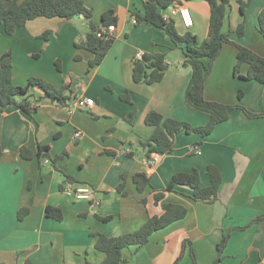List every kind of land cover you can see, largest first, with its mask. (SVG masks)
Here are the masks:
<instances>
[{
	"label": "crops",
	"instance_id": "obj_1",
	"mask_svg": "<svg viewBox=\"0 0 264 264\" xmlns=\"http://www.w3.org/2000/svg\"><path fill=\"white\" fill-rule=\"evenodd\" d=\"M80 1L91 11L94 25L100 26L109 11L116 19L109 51L88 73L93 54L74 47L88 30L83 19L39 17L12 35H6L0 25V54L10 53L14 86H25L30 78L45 80L56 89L71 83V91L64 94L70 97L65 105L42 98L31 116L11 105L0 117V264L25 260L32 264H101L105 255L94 248L95 235L135 232L159 215L163 204L182 206L186 215L152 233L139 250L123 249L126 264H212L216 247L227 233L219 264H264V220L242 231L231 230L264 213V118H248L241 110L230 109L228 119L210 135L178 133L173 152L149 163L151 158L139 147L140 140H147L153 132L144 122L148 112L194 127L204 126L209 119L184 100L191 75L184 45H174L165 31L150 24L132 25V16L142 15L150 0ZM176 6L190 10L191 28H183L173 15ZM263 6L264 0H252L246 9L244 36L232 33L229 40L233 44L223 45L204 82L207 101L240 105L251 113L264 109V86L243 79L247 65L240 66V76L233 75L234 44L264 57V40L257 31ZM160 13L174 22L179 36L187 33L198 43L206 39L209 6L205 1L172 0ZM240 21L237 0H230L222 33L234 31ZM138 52L164 58L167 68L160 82L134 83L132 69ZM58 61L61 70L56 68ZM29 93L44 96L35 88ZM122 95L130 103L122 101ZM83 99L93 100V105L75 108ZM75 132H81L79 139L74 138ZM38 144L49 147L51 158L67 156L55 166L47 160L40 162ZM22 147L31 151L32 159L19 156ZM208 166L215 167L222 178L214 202L194 201L189 187L177 186L154 204L153 192L164 189L176 173L197 170L200 186L208 187ZM139 173L150 177L142 192L133 181ZM66 176L72 178L74 188L92 189L91 199H75L62 191ZM47 207L59 209L61 221L48 218ZM22 209L28 212L18 219ZM107 217V222L102 220Z\"/></svg>",
	"mask_w": 264,
	"mask_h": 264
},
{
	"label": "trees",
	"instance_id": "obj_2",
	"mask_svg": "<svg viewBox=\"0 0 264 264\" xmlns=\"http://www.w3.org/2000/svg\"><path fill=\"white\" fill-rule=\"evenodd\" d=\"M194 1V0H186ZM209 6V24L207 37L201 43H198L195 37L185 33L179 36L175 30L174 22L164 18L160 13V8L165 9L170 6L172 0H150L143 6V14H134L132 17L136 22L150 24L166 32L168 37L179 46L183 44L182 51L185 56V64L191 68V75L184 92L185 102L192 108L208 114V122L204 126H191L189 123L171 118H164L161 114L150 111L146 114L144 122L153 129L152 134L147 140H140L139 147L145 150L147 158L170 154L174 150V138L178 133L198 134L201 137H207L211 134L214 127L225 122L228 119L230 109L237 108L241 110L248 118H264V109L258 113L248 112L240 105L227 106L217 102L207 101L204 98V82L209 75L213 62L218 58L224 44L231 43L230 34H235L238 38L244 36L246 24V9L252 0H237L241 21L234 31L227 34L222 33L224 20L227 11L230 8V0H203ZM83 16L88 30L83 37L78 38L74 47L76 49H85L93 54L92 60L88 63L86 73L91 68L99 65L107 52L109 51L113 37L104 39L97 37V32L108 25H115L116 19L112 16V11L106 12L102 16V24L96 26L92 21V13L87 9L80 0H0V25L6 35H12L28 21L39 17L44 18H63L73 20L74 16ZM257 31L264 40V6L258 14ZM233 44V43H231ZM236 46V62L233 67V75L240 76V66L246 64L247 74L243 78L248 81H255L264 86V57L259 56L238 44ZM76 61L79 58H74ZM57 70H61L60 62H56ZM167 65L162 56L152 57L142 54L140 59H135L132 69V79L134 83L153 84L160 82L164 76ZM11 56L9 52L0 54V117L5 110L15 105L22 109L28 115H33L42 98H48L56 101L60 105L70 99L64 95L66 91L70 92L71 83H64L59 89L54 88L51 84L42 79L30 78L25 86H14L11 82ZM31 88L38 89L44 93L42 97H35L29 93ZM241 99V93L238 94ZM122 101L130 103L126 95L120 96ZM132 118V115H131ZM37 159L50 161L55 166L56 162L66 157L64 153L61 156L51 158L49 147L37 145ZM3 155L0 149V160ZM19 156L24 160L33 158L31 151L22 147L19 150ZM206 174L209 177L210 184L206 188L200 186L199 172L193 170L191 173H176L172 176L168 185L157 192H153L154 204L158 205L166 193L175 191L177 186H187L192 190L190 198L194 201L214 202L217 198L218 189L222 178L218 170L213 166L206 168ZM123 179V178H121ZM150 177L145 174L133 175V181L138 192H142L149 185ZM66 182L73 184L72 178L66 176ZM122 184L119 185L121 189ZM63 187H61L62 189ZM118 188V189H119ZM162 212L159 215L149 218L137 231L120 235L116 237H107L104 235H95L94 248L104 253L105 259L101 264H126L122 258L121 252L128 247H135L136 250L142 248L148 241L150 235L156 231L166 228L170 224L178 221L186 215V209L182 206L163 204ZM27 209L18 212V219H21ZM46 216L55 221H61L62 214L59 209L46 208ZM110 217L102 219L107 222ZM264 220V213L256 217L249 224L242 227L232 228L231 230L242 231L246 228ZM229 233L224 235L216 247V258L212 264H219L221 261L222 251L228 241ZM183 248L180 256L181 258ZM193 260V255L191 256ZM194 262V260H193ZM22 264H32L25 260ZM85 264H90L86 262Z\"/></svg>",
	"mask_w": 264,
	"mask_h": 264
},
{
	"label": "built area",
	"instance_id": "obj_3",
	"mask_svg": "<svg viewBox=\"0 0 264 264\" xmlns=\"http://www.w3.org/2000/svg\"><path fill=\"white\" fill-rule=\"evenodd\" d=\"M173 15H175L180 25L185 28L189 29L193 26V18L191 15L190 10L185 6H176V8L173 10ZM132 25H136V19L131 18ZM115 25H108L107 27L101 28L97 32V37L104 38V39H110L112 38L113 33L115 32ZM142 57V53L138 52L135 55V59H140ZM93 105V100L91 99H83L81 101H78L75 105V108H90ZM81 137V132H75L74 138L79 139ZM159 160V156H154L149 160V163L155 164ZM62 191H64L66 194L72 196L75 199H91L93 195V190L90 188H74L73 185L70 182H65L62 188ZM95 205H98L99 202L94 200L93 201Z\"/></svg>",
	"mask_w": 264,
	"mask_h": 264
},
{
	"label": "water",
	"instance_id": "obj_4",
	"mask_svg": "<svg viewBox=\"0 0 264 264\" xmlns=\"http://www.w3.org/2000/svg\"><path fill=\"white\" fill-rule=\"evenodd\" d=\"M74 18H75V19H79V18L83 19V16H77V15H76V16H74Z\"/></svg>",
	"mask_w": 264,
	"mask_h": 264
},
{
	"label": "rangeland",
	"instance_id": "obj_5",
	"mask_svg": "<svg viewBox=\"0 0 264 264\" xmlns=\"http://www.w3.org/2000/svg\"><path fill=\"white\" fill-rule=\"evenodd\" d=\"M73 23H76L75 21H72ZM79 61V60H78ZM87 67H88V65H87Z\"/></svg>",
	"mask_w": 264,
	"mask_h": 264
}]
</instances>
